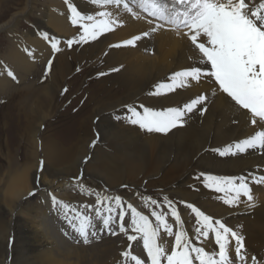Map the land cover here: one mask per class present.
Returning a JSON list of instances; mask_svg holds the SVG:
<instances>
[{
	"label": "bare ground",
	"instance_id": "1",
	"mask_svg": "<svg viewBox=\"0 0 264 264\" xmlns=\"http://www.w3.org/2000/svg\"><path fill=\"white\" fill-rule=\"evenodd\" d=\"M5 0H0L4 2ZM36 0H27L26 7L22 11H18L12 14V16L0 24V32L6 28H12L20 20L21 17L31 15V12L36 8ZM132 4V0H128ZM248 0H246V3ZM260 0H253L254 4H258ZM76 8H80L84 5L83 0H73ZM68 5V4H67ZM62 0H45L44 8L40 10L39 16L36 18L35 26L27 34L24 33L21 38H13L10 48V54L6 59L8 68L0 66V102L4 104H10L18 111V113H11L10 117L20 121L23 129V138L26 139L33 146V150L26 154V159L20 164H16L17 161L11 162L7 171V181L5 187H0V212L4 215L0 217V264H135L131 260V255H136L145 260V264H150V261L146 258V251L143 247L137 246V244L131 245L133 241H130L127 237L123 240L120 237H110L108 241H103L101 253L99 251V245H90L86 247L78 246V244H67L66 241L61 242L57 236L53 233L52 222H49L47 212L41 215L38 207L39 203L48 205L53 201V197L56 199H64L68 202L69 198L66 197L69 193L60 194L57 189H64L66 187L67 192H75L71 190L69 183H73L79 175L80 166L83 164L87 157H84V150L86 149L87 132L83 129V133L78 142H83L79 148L80 153H73V147L67 148L63 144L57 143L53 138H48L46 142L42 143V149L48 159L51 161L53 157L52 165L45 164L44 170H40L38 157L41 155V151L38 152V134L40 126L35 125V120H32L31 116L35 112V105L42 103H48L49 92L51 90V80L41 78V80L33 81L28 79L24 81L23 85L17 86L15 89L11 87L14 82L12 76L8 75V71H11L14 76L22 77L25 73L29 72V67L32 66V61L40 53V51L50 46V42L53 41V37L68 38L66 33H72L75 31L71 27L69 8ZM135 7V5H133ZM109 11L112 13V18L116 20L114 30L110 31L117 37H128L132 35H143L142 32L147 28L145 21L138 15L116 8L112 6ZM137 16L139 18H137ZM149 23V22H148ZM151 24L149 23V26ZM153 25V24H152ZM151 25V26H152ZM155 26V25H153ZM151 28V27H150ZM153 29V28H152ZM158 29L155 30L154 40L159 43L156 48V57L151 58V62H155L158 59L168 61L169 59L178 60L180 54H182L179 48L175 49V44L172 39V31ZM15 30V29H13ZM150 30V29H149ZM15 32V31H14ZM147 32V31H146ZM149 32V31H148ZM151 32V30H150ZM31 33V34H29ZM45 33L49 35L46 36ZM145 33V32H143ZM153 33V32H152ZM150 34V33H149ZM139 35V36H140ZM77 33H74L71 38L76 39ZM62 40V39H61ZM59 40L60 45H63ZM153 37L143 36L136 41V45L139 49L143 47H150ZM137 47V52L141 51ZM68 54H60L57 56L54 63H65V59ZM145 57L142 58V61ZM190 61L189 65H196V61L193 58H186ZM58 64H55V67ZM204 67L203 65H200ZM61 75V70H57ZM25 72V73H24ZM210 80V85L215 84ZM154 82H148L144 84L143 88L137 93V96L130 102L131 105L143 104L147 95L153 89ZM208 86V89L211 88ZM201 89L196 85L191 84V89H188L189 95L183 92L175 94L176 100L173 103L162 101L160 104H155L156 109H166L165 104L173 105V107L182 108L185 104L190 103L192 99L200 96ZM53 94V92H52ZM197 94V95H196ZM212 91L205 94L207 100L197 105L191 113H187L184 117V126L175 129V132L168 136V144L163 147V155H166L164 164L169 163L171 160L176 159L179 155L183 154V158L187 157V171L184 175L186 177L190 172L195 170L196 166H199L198 162L203 160L207 156H216L229 144H235L244 138H248L255 134L250 132L249 118L243 115V109L236 106L230 98H227L225 94L221 93L219 96H214ZM36 102L33 103V101ZM119 106L100 110L97 113V121L101 129L104 140L103 149L97 150V155L103 152L110 164L101 173L98 170V174H104L105 181L113 186L114 183L122 186L126 184L120 183L123 172L126 169H130L131 172L144 170L146 162L151 158L154 160L160 158L162 153L159 148L158 135L145 136L143 133L140 135L138 131L133 128H122L121 124L124 121L120 112ZM169 108V106H168ZM4 109V108H3ZM201 109H204L203 111ZM5 111V110H4ZM39 111V110H38ZM6 112V111H5ZM109 120L104 123L107 116L113 115ZM199 114L204 120L201 130L194 128L189 123L192 121L193 115ZM34 115V114H33ZM3 117V116H2ZM9 117V118H10ZM20 119V120H19ZM224 120L226 126L223 129L217 128V124ZM42 119L41 121H43ZM17 123V122H16ZM200 125V124H199ZM37 126V127H36ZM84 128V127H83ZM86 135V136H85ZM85 136V137H84ZM167 139V138H166ZM90 141L88 140V144ZM175 146V152L174 147ZM41 149V148H40ZM77 150L76 152H79ZM111 150L114 153L110 152ZM96 151V150H95ZM151 152V155L148 154ZM126 160V161H125ZM125 161V162H124ZM210 169L218 174L226 175L236 178H244L247 183H250L254 179L255 175L264 176V172L261 171L263 165L259 162L258 156H248L245 159L238 158L236 160H230L229 162H209L207 164ZM52 166V167H51ZM95 173V174H97ZM0 180V185H1ZM73 187L76 185L73 184ZM114 189L118 191L120 189ZM74 188V189H80ZM42 190L43 193L36 200L34 206L25 214L24 209L21 208L22 200L32 198V196L38 191ZM38 193V192H37ZM161 194L172 196L175 198L177 209L184 222L185 230L188 232L189 237L193 240L197 246H205L206 250L214 251L218 250L211 241H214V234H210L207 238L208 243H204L205 238L196 239L195 227L196 218L195 215L189 213L190 208L188 204L199 207L205 214L211 215L213 219H219L236 231L243 237L244 250L246 255V261L243 264H264V190L253 189L251 191L252 201L243 200L239 201L237 206L227 205L223 202V193H217L211 190L200 189H184L179 192H160ZM64 195L65 197H63ZM67 198V199H66ZM20 201V205L17 203ZM77 202V200H74ZM127 204H132L134 207L137 203L128 198ZM260 201V202H259ZM29 201L26 202V206ZM75 203V202H73ZM96 207L92 210L95 211ZM7 215H11L9 224L5 218ZM168 219L175 220L168 216ZM4 221V223H3ZM93 223L95 227H104L102 220L93 217ZM179 225L175 224V231L178 230ZM9 232L13 231L12 249L9 252L10 261L4 258L6 238ZM132 231V230H131ZM174 231V232H175ZM137 243V241H136ZM160 243H162L168 251L174 247V236L168 237L166 233L161 232ZM130 251L131 255L125 258L121 253ZM229 256L233 260V264H242L235 256V242L234 240L229 245ZM252 257L256 258L253 261Z\"/></svg>",
	"mask_w": 264,
	"mask_h": 264
},
{
	"label": "rangeland",
	"instance_id": "2",
	"mask_svg": "<svg viewBox=\"0 0 264 264\" xmlns=\"http://www.w3.org/2000/svg\"><path fill=\"white\" fill-rule=\"evenodd\" d=\"M62 1L66 5L68 4V8L69 4H74L72 3L73 0ZM83 1L84 5L77 8L82 15H96L99 11H112L110 10L112 7L111 5L105 8L98 4H94L93 0ZM165 2L171 5L172 0H165ZM128 3L132 6L136 15L141 17V19L148 20L145 21V26H147L148 29H145L143 32L148 33L147 36L151 38L153 37L150 47H143V49H139L136 44L135 46H125V41L133 39L140 34H131L128 37L122 36L119 38L112 32H105L95 40L90 39L87 43L74 42L73 45L69 47L67 45V41L70 40V37L74 33H77L76 39L71 38L75 41L79 39V36L82 33V29L79 27V24L74 25L71 17L69 23L75 31L72 33H66V36L68 37L67 39L53 37V41L50 42L51 45H46V47L43 48L32 61V66L29 67L30 71L27 73L24 72L25 75L22 77L16 76L13 84L11 85L12 89H15L17 86L19 87V85H23L24 81L28 79L39 81L41 78L45 77V79L48 78L51 80L52 91L49 92L50 99H48V103H42L37 106L35 105L36 114L33 113L34 115L32 114L31 116L32 120H35V125L38 127L40 126L39 134L37 136L39 140L38 152L41 151V155L38 157L39 166L41 167L40 170H44L43 168L46 163L48 165H52L53 161V157L50 161L48 156L45 155V152L42 149L43 142H46L48 138H53L57 141V143L63 144L66 147L68 146L67 148H69L77 143L76 140L82 135L83 129H85L86 132L88 131L86 149L84 148L85 150H79L83 142H78L72 149L73 153H75L73 156L84 150V157H87L80 166V172L77 179L73 181V183H69V185H71L69 191L75 190V192H67L65 189L66 187L62 190H54L58 191L60 194L69 193L66 195V197L69 198V201L66 202L64 199L57 198L56 200L59 203H54L52 201L48 205H45L41 202L39 203L38 210L39 212H42L41 215H44L47 212L48 220L49 222H52V226L55 228L53 234L57 236L61 242L66 241L67 244L69 243L71 245H74L75 243L82 247L90 245L95 246L97 244L99 245L98 253H101V251L104 250L102 248L104 243L102 242L108 241L110 237H120V239L123 240L124 238L127 239L129 235H136V233L131 231L132 229L130 228V210H128V215L125 217L124 221L125 227L128 228L127 234L120 232V222L117 217V221L110 225L111 231H109L108 228L99 226L98 228L95 227L96 235L93 236L90 230V242L84 243L83 238L72 228V226L68 223V220L65 218L66 213L62 204H68L72 208H76L77 210L83 211L84 213L94 217L96 214L92 209L96 207L95 194L99 193L100 195H107L111 197L119 196L122 200L132 198V200L137 203L135 208L142 214L148 215L153 223H155V218L151 216L152 208L155 206H150L147 198L151 197L160 202L161 208L157 210L169 213L168 216L172 217L170 210L164 201V197L171 200L177 208L175 198H171L172 196L161 194L160 192H179L184 189L211 190V188L205 186L204 176L208 174L217 176L226 175L218 174L210 169L207 165L209 162L227 163L230 160H236L238 158L245 159L248 156H258L260 164L263 165L261 171L264 172V149H250L245 153H237L235 155L227 156H221L220 154L216 156H207L203 160H200L198 162L199 166H196L195 170L190 172L186 177H184V175L187 171L188 163L187 157L184 159L183 154L163 166V162L167 157L166 155H163V147L168 144V136L175 132V129L167 134L156 132L149 133L141 129L138 125H133L129 122L127 119L130 115L128 108L135 107L137 110H141L140 106L144 105L146 107L156 109L154 105L160 104L162 101L173 103L176 100L175 94L177 95L180 92L189 94L190 96L195 94L188 91V89H191V84H194L201 89L200 91H197L200 93L199 95L205 96L206 93L212 91L216 97L221 95V92L218 90L216 85H210V80L202 78L199 82L189 81L186 87L177 88L174 92L168 93L167 95H155L154 93L157 85L169 82L170 77L174 73L187 70L195 66L189 65L191 62L186 60V58H193V61L198 60L199 53L186 36L183 34H177L175 30L165 25V27L161 29L166 28L167 30L172 31L171 37L175 44V49L179 48L182 54H180L178 60L169 59L166 62L158 59L155 62H151V58L157 56L156 48L159 45V43L154 40L156 32L153 31V29L156 28V31H158L160 28H157V25L161 22L155 20V18L151 16H148V14L143 12L142 9L134 7L130 2ZM26 4L27 0H5L4 2H0V24L9 20L13 13L24 10ZM44 4L45 0H36V8L31 12V15L21 17L14 27L9 29L6 28L0 32V66L8 68V59L6 58L10 54L12 39L21 38L24 33L27 34L34 28L37 20L36 18L39 16L40 10L44 8ZM68 10L70 16H72L71 9L69 8ZM149 21H152L150 24L155 26H149ZM143 32L142 34H144ZM45 35L48 36L49 34L45 33ZM143 36L144 35H140V37ZM59 40L62 42L65 41L63 45H60ZM53 43L57 44L59 51L53 50ZM137 47L141 51L137 52ZM66 53L68 54V57L65 59L64 64L58 62L54 63L57 56ZM143 57H145V60L140 62ZM49 61H51L50 68ZM55 64H58V66L55 67ZM58 69L61 70V75H59V72L57 71ZM148 82H154V86L147 97H145L146 101H143V104L131 105L130 102L137 96V93L143 88L144 84ZM208 86H211V88L208 89ZM34 102H36V100H34L33 103ZM114 106L120 107L119 114L124 118V121L121 124L122 128H133L135 131H138L140 135L143 133L145 136L153 134L158 135L160 142L159 148L162 151L160 158L156 160L153 159L151 152L148 153L151 155V158L145 163L146 166L144 170L131 172L129 168L126 169L123 172L120 183L126 184L127 186H122L121 188H119L118 186L120 185L116 183H114L113 186L109 185L104 179V174H98L108 167L110 161L107 160L103 152L99 153V156L97 155V150L100 148L103 149L102 141L104 140L97 121V113L100 110L113 108ZM168 106L173 107V105L165 104V107L168 108ZM12 107L11 103L8 105L0 102V180H2L0 187L2 188L5 187V182L8 178L7 171L9 164L14 161H17L16 164L24 162L26 154L34 149L31 143L23 138V124L21 125L20 121L10 117L12 113H18V111H14L15 109ZM114 115L115 114L107 116L104 123L106 124L109 118ZM243 115L250 117V113L247 112H244ZM42 119L44 120L41 121ZM203 121L204 120L199 114H194L189 126L192 125L194 128L201 130L202 127L207 126H202ZM248 121H250V118ZM248 125L250 129H252L250 131L252 133L259 130L252 125L251 122ZM225 126L226 124L223 119L217 124V128L220 130ZM88 140L90 141L89 144ZM173 148L175 152V146ZM77 150H79V152H76ZM110 152L114 153L113 150ZM98 170H100V172H98ZM253 177L254 179L248 183L251 191L253 189L264 190V183H257V181L264 176L255 175ZM73 184L76 186L73 187ZM79 186L82 190L74 189L79 188ZM116 187L120 190L114 191ZM212 190L215 191L214 189ZM37 192L32 196V198L25 201L22 200L21 205L20 201L17 202L21 208L24 209L25 214L28 210H31V208L36 207L34 204L43 191L38 190ZM88 193H92V195H89ZM62 196L65 197L64 195ZM246 199L247 197L245 196L240 197V201ZM74 200H77V202ZM27 201H29V203L24 206ZM123 204L126 209L128 204L126 201H123ZM85 205L90 207H84ZM189 213L194 215L191 209L189 210ZM3 215L4 214L0 212V217ZM71 215L72 213H68L69 217ZM10 218L11 215H7L5 218V220L8 221L7 224H9ZM173 218L174 217H172V219ZM168 222L172 224L173 229H175V220L168 219ZM113 232L115 234H112ZM13 236V231L9 232L8 230L4 255V258L7 261H10L9 252L12 249ZM136 244L138 248L142 247V239L139 236L137 238V243L136 241H133L131 245L135 246ZM3 264L8 263L6 262Z\"/></svg>",
	"mask_w": 264,
	"mask_h": 264
},
{
	"label": "snow or ice",
	"instance_id": "3",
	"mask_svg": "<svg viewBox=\"0 0 264 264\" xmlns=\"http://www.w3.org/2000/svg\"><path fill=\"white\" fill-rule=\"evenodd\" d=\"M93 3L105 8L111 5L116 8L122 7V10L130 13L133 11L128 0H93ZM132 4L160 21L157 28L167 25L177 34L186 36L199 53L195 66L174 73L169 82L157 85L154 94L167 95L177 88L186 87L189 81L211 79L221 93L240 109L250 113L251 124L259 129L250 137L229 144L219 154L227 156L245 153L250 149H264V0H260L258 4H254L253 0H248L247 3L246 0H172L171 5L165 0H132ZM69 8L72 23L79 24L82 29L78 40L67 41L69 47L74 42L87 43L105 32L113 31L117 23L112 18V13L108 11H99L96 15H82L75 6L69 4ZM155 30L157 29L154 28L153 31ZM143 35L147 36L148 33ZM139 39L141 37L137 36L125 41L124 44L135 46ZM52 48L59 51L56 43L52 44ZM50 66L51 61L49 68ZM8 75L15 79L11 71H8ZM206 100L207 97L204 95L197 96L183 108L169 107L156 110L141 105V110H137L135 107H129L130 115L127 119L131 124L138 125L149 133L167 134L173 129L183 127L185 115ZM257 183H264V177ZM204 184L218 193H223L222 199L227 205L237 206L241 196L247 197L248 201L253 199L251 189L244 178L208 174L204 176ZM95 195L96 217L102 220L104 228H108L109 231L110 225L115 223L118 217L120 232L127 234L128 228L125 227L124 221L130 210V228L136 235H129L128 239L137 241L138 236L142 239V247L150 264H233L229 256V245L233 240L236 258L242 264L246 261L243 237L221 220H214L211 215L205 214L199 207L187 205L196 218V239L203 237L204 243H208L207 238L214 234V241L211 243L218 250L209 251L205 246L193 243L185 230L178 209L167 197H164V201L171 216L179 225L175 232L173 225L168 222L169 213L157 210L161 208V204L156 199L147 198L149 205L155 206L151 212V216L155 218L153 223L148 215L142 214L132 204L129 203L125 209L119 196L111 197L99 193ZM53 202L59 203L55 197ZM62 207L65 209L68 223L79 233L84 243H89L90 230L93 236L96 235L93 217L68 204H62ZM68 213L72 215L69 217ZM162 231L168 237L174 236V247L171 251L160 243ZM122 255L127 258L131 253L125 251ZM252 259L256 261L255 257ZM131 260L135 264H145V260L136 255H131Z\"/></svg>",
	"mask_w": 264,
	"mask_h": 264
}]
</instances>
